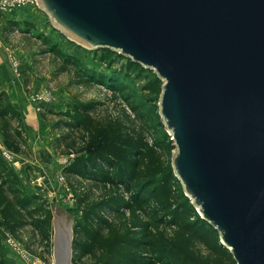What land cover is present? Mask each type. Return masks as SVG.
Masks as SVG:
<instances>
[{
    "label": "rangeland",
    "instance_id": "1",
    "mask_svg": "<svg viewBox=\"0 0 264 264\" xmlns=\"http://www.w3.org/2000/svg\"><path fill=\"white\" fill-rule=\"evenodd\" d=\"M51 24L38 5L0 10L4 45L30 65L13 52L20 86L6 89L0 79V109L19 147L10 148L0 129V264H53L54 212H66L71 224L73 264H127L120 256L137 264H238L176 177L177 147L160 114L164 81L152 67L83 46ZM103 128L132 149L127 176L115 179L120 165L97 156L89 165L93 133ZM77 160L83 174L68 170Z\"/></svg>",
    "mask_w": 264,
    "mask_h": 264
},
{
    "label": "water",
    "instance_id": "2",
    "mask_svg": "<svg viewBox=\"0 0 264 264\" xmlns=\"http://www.w3.org/2000/svg\"><path fill=\"white\" fill-rule=\"evenodd\" d=\"M51 26L164 81L176 176L238 264H264V0H36ZM54 212V262L73 264Z\"/></svg>",
    "mask_w": 264,
    "mask_h": 264
},
{
    "label": "trees",
    "instance_id": "3",
    "mask_svg": "<svg viewBox=\"0 0 264 264\" xmlns=\"http://www.w3.org/2000/svg\"><path fill=\"white\" fill-rule=\"evenodd\" d=\"M136 63H138V62H136ZM4 97H5V95L3 93H0V103H1V101H3ZM6 114H7V110H6L5 105H3L2 109H0V129L2 130V132L4 134L5 143L10 148H13L14 150H18L19 149L18 145H16V142L11 139L14 136V133H11V131H10V127L8 125L9 121L6 118ZM4 118H6V119H4ZM92 143H93L92 145L95 144L96 148H94V150L91 152V155L88 158L89 165H94L97 162L96 157H94V156H97L102 161H106L107 164L110 166L113 165L114 163H116L117 165H120L119 168L121 170H120V172L119 171H117V172L123 173V174H121V175L116 174L115 179L119 178V176H122V175L127 176V174H130L129 172H127V170H124L126 168L124 164L132 162V159L129 156V153L132 152V149L123 140V138L119 132H117L115 129L112 131H110V129L108 130L107 128L98 129V130L96 129L95 132L93 133V136H92ZM0 166H1V163H0ZM72 169L73 170L75 169L76 172L79 174H83L85 171V168H84L81 160H77L74 164H72L68 168V170H71V171H72ZM101 172H104V171H101ZM104 173H105L104 178H107L108 180H111L114 182L113 177H111L106 172H104ZM125 173H127V174H125ZM101 177H103V176H101ZM4 202H5V199H3V197H0V204H2ZM18 204L21 207H25L24 199L19 201ZM14 214L15 213L12 212V216ZM15 215L19 216V213L15 214ZM202 220L209 223L204 218ZM209 224L212 227H214L211 223H209ZM214 229H216V228L214 227ZM93 239H95V237ZM74 243H75L76 248H78L79 243L77 241H75ZM222 245H223V243H222ZM223 247H226V246L223 245ZM118 260H120L122 263L137 264V262H135V261L122 259V256H120ZM73 262H74V256H73ZM115 262H118L117 258L115 259Z\"/></svg>",
    "mask_w": 264,
    "mask_h": 264
},
{
    "label": "crops",
    "instance_id": "4",
    "mask_svg": "<svg viewBox=\"0 0 264 264\" xmlns=\"http://www.w3.org/2000/svg\"><path fill=\"white\" fill-rule=\"evenodd\" d=\"M17 55L20 58L21 61V65L26 63V58H24L23 56H21L19 53H15L16 51L14 49L9 48L8 46L4 45V42L2 41L1 37H0V79L2 82V85L4 86V88L8 89H12L14 88L15 84L19 87L21 80L18 78H16L17 76L19 77L17 71H15L14 65H13V57L14 54ZM27 64V63H26ZM26 67L30 68V65H25ZM9 68V74L11 77H9L8 75H6V71ZM12 71H13V76L12 75ZM16 78L14 80V78Z\"/></svg>",
    "mask_w": 264,
    "mask_h": 264
},
{
    "label": "built area",
    "instance_id": "5",
    "mask_svg": "<svg viewBox=\"0 0 264 264\" xmlns=\"http://www.w3.org/2000/svg\"><path fill=\"white\" fill-rule=\"evenodd\" d=\"M26 5H37L36 0H1L0 1V10L2 11H12L18 7L26 6ZM13 65L16 70H19V61L13 58Z\"/></svg>",
    "mask_w": 264,
    "mask_h": 264
}]
</instances>
